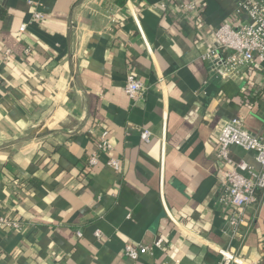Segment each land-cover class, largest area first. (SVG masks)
<instances>
[{"label": "crops", "instance_id": "crops-1", "mask_svg": "<svg viewBox=\"0 0 264 264\" xmlns=\"http://www.w3.org/2000/svg\"><path fill=\"white\" fill-rule=\"evenodd\" d=\"M238 1L205 0L207 26ZM176 14L168 0H0V211L22 224L0 228V264H220L221 249L264 264V196L234 233L216 152L233 119L264 137L263 93L243 100L264 87V61L236 80L213 74L208 27ZM130 68L147 88L136 102ZM104 131L113 150L85 177ZM128 244L151 251L132 262Z\"/></svg>", "mask_w": 264, "mask_h": 264}, {"label": "built area", "instance_id": "built-area-1", "mask_svg": "<svg viewBox=\"0 0 264 264\" xmlns=\"http://www.w3.org/2000/svg\"><path fill=\"white\" fill-rule=\"evenodd\" d=\"M177 9L174 17L176 24L191 23L196 31L206 30L205 0H168ZM168 2L160 5V11L167 9ZM34 19L43 21L45 16L35 12ZM26 30L25 26L20 29ZM209 49L202 54L201 60L206 63L209 70L227 80L238 79L242 72L264 61V0H239L235 12L227 22L205 33ZM11 55L6 52V59ZM145 84L129 69L126 77L125 92L134 102L143 99L146 94ZM263 93L262 90L249 89L243 94L244 103L249 104L252 97ZM108 132L104 131L97 136L96 151H93L86 165V176L99 164L100 156L113 150L107 140ZM152 135L149 131L142 132V140L150 142ZM238 147L246 153L254 155V164L246 160L233 159L231 149ZM216 152L220 162L225 163L229 170L225 181L224 196L221 201L235 208L230 219V226L234 233L247 224V212L257 207L264 196V137L252 133L240 119L227 121L216 135ZM108 164L120 170L121 161L110 159ZM24 187V185H23ZM0 228L8 230H21L22 224L14 215L0 211ZM96 237L102 239L97 231ZM163 239L156 243V248H163ZM147 246L128 244L125 247V256L132 262L149 253ZM222 258L220 264H243V260L234 256L227 250L218 252Z\"/></svg>", "mask_w": 264, "mask_h": 264}]
</instances>
